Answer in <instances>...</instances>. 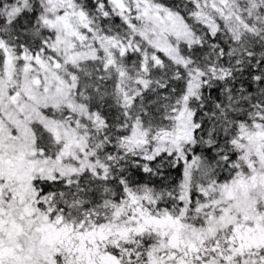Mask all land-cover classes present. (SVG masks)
Here are the masks:
<instances>
[{
	"label": "snow or ice",
	"instance_id": "snow-or-ice-1",
	"mask_svg": "<svg viewBox=\"0 0 264 264\" xmlns=\"http://www.w3.org/2000/svg\"><path fill=\"white\" fill-rule=\"evenodd\" d=\"M0 264H264V0H0Z\"/></svg>",
	"mask_w": 264,
	"mask_h": 264
}]
</instances>
